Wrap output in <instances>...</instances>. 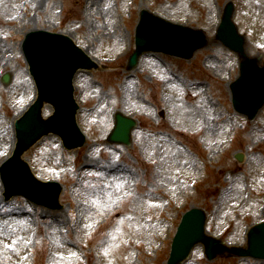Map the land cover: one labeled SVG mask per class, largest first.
Instances as JSON below:
<instances>
[{
  "label": "rangeland",
  "instance_id": "obj_1",
  "mask_svg": "<svg viewBox=\"0 0 264 264\" xmlns=\"http://www.w3.org/2000/svg\"><path fill=\"white\" fill-rule=\"evenodd\" d=\"M227 1L235 3L247 53L264 63V0H0V163L11 152L15 119L35 96L18 44L26 32H66L107 64L75 77L86 144L67 150L49 134L24 156L38 178L62 183V208L6 200L0 178V264H167L176 226L191 207L207 212L206 230L222 242L246 245L247 227L264 219V107L252 121L231 108L239 59L214 38ZM144 8L203 28L207 45L189 60L144 54L128 70L134 41L132 49L123 40L120 20L130 18L131 32ZM119 110L137 120L128 146L108 141ZM114 165L127 171H108ZM181 264L264 260L209 261L198 244Z\"/></svg>",
  "mask_w": 264,
  "mask_h": 264
},
{
  "label": "water",
  "instance_id": "obj_2",
  "mask_svg": "<svg viewBox=\"0 0 264 264\" xmlns=\"http://www.w3.org/2000/svg\"><path fill=\"white\" fill-rule=\"evenodd\" d=\"M233 10L234 8L232 4H230L226 9L224 17V30L219 32L218 37L224 40V42L229 44L233 49L240 52L244 58L241 80L245 86L243 89V94L245 96L252 94L251 91L254 89V87H248V84L252 81L251 79L261 77L264 73V69H258L256 61L249 59L245 54L244 38L235 33L236 29L231 23L230 18ZM229 29H231V35L227 36ZM152 35V33L147 31L144 33L142 40L145 42V40L148 37H152ZM193 35L201 37L202 41L195 42V48L204 43L202 33ZM156 36L155 38L159 37V35ZM152 38H154V36ZM70 41L68 37L54 34H31L27 43V51L33 67V73L36 76L41 90L40 98L33 109L18 123L19 142L17 149L13 157L1 168L10 192H12V187L15 185L20 186L18 191H24L26 190L25 187L32 186L40 195L44 193L47 196V200L42 201L54 207L58 206L57 198L61 190L60 186L38 182L32 176L27 163L21 156L24 151L44 133L51 130L62 133L63 126L68 123L69 129L73 128V113L76 111L77 107L72 98L71 78L79 66L88 67L94 64L89 62L86 55ZM142 49L144 48H139L140 51ZM136 57L137 53L133 57V63H135ZM68 59H70V61H68ZM45 100L52 102L57 109L55 115L47 121H43L40 116V108ZM252 101H254L255 106L252 105L248 113L251 117H254L261 101L257 100L255 97ZM62 110H67V115L60 118L58 121L59 114L62 113ZM119 122L126 124L124 120H119ZM129 128L130 125H128L127 131L124 133L125 137L128 136ZM71 136L69 132L65 136L67 144L70 147L74 146ZM204 221L205 216L201 210L194 209L185 215L173 244V251L169 264H176L186 258L192 246L199 241H203L206 244L207 254L210 258L225 250L220 242L204 234ZM249 240L250 248L248 250H243L241 248L232 250L239 255L264 254V223L259 224L252 230Z\"/></svg>",
  "mask_w": 264,
  "mask_h": 264
},
{
  "label": "bare ground",
  "instance_id": "obj_3",
  "mask_svg": "<svg viewBox=\"0 0 264 264\" xmlns=\"http://www.w3.org/2000/svg\"><path fill=\"white\" fill-rule=\"evenodd\" d=\"M180 112H183V109H180ZM186 113H187V111H186ZM179 122V121H178ZM179 124H182L181 122H179ZM212 125V124H211ZM211 125H207L209 128L208 129H213V127L211 126ZM213 126H217V125H215V124H213ZM58 217H59V219L60 218H62V215H58Z\"/></svg>",
  "mask_w": 264,
  "mask_h": 264
}]
</instances>
